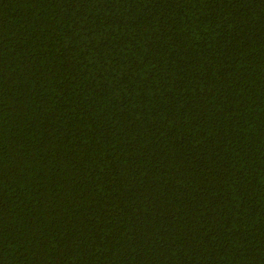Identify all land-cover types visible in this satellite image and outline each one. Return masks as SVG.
I'll return each mask as SVG.
<instances>
[{
	"label": "trees",
	"instance_id": "trees-1",
	"mask_svg": "<svg viewBox=\"0 0 264 264\" xmlns=\"http://www.w3.org/2000/svg\"><path fill=\"white\" fill-rule=\"evenodd\" d=\"M0 264H264V0H0Z\"/></svg>",
	"mask_w": 264,
	"mask_h": 264
}]
</instances>
